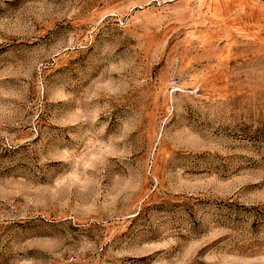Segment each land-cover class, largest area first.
Instances as JSON below:
<instances>
[{"label":"rangeland","instance_id":"rangeland-1","mask_svg":"<svg viewBox=\"0 0 264 264\" xmlns=\"http://www.w3.org/2000/svg\"><path fill=\"white\" fill-rule=\"evenodd\" d=\"M0 264H264V0H0Z\"/></svg>","mask_w":264,"mask_h":264}]
</instances>
